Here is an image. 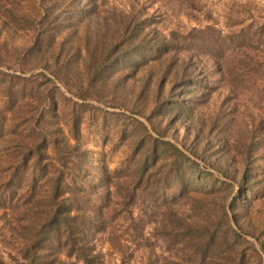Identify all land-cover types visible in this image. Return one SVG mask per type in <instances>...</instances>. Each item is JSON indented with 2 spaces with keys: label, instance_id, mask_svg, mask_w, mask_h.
Returning <instances> with one entry per match:
<instances>
[{
  "label": "trees",
  "instance_id": "obj_1",
  "mask_svg": "<svg viewBox=\"0 0 264 264\" xmlns=\"http://www.w3.org/2000/svg\"><path fill=\"white\" fill-rule=\"evenodd\" d=\"M158 1L170 7L177 16L192 11L195 0ZM45 2L46 7L43 5L35 12L41 29L28 49L33 57L45 55L43 67L56 78L52 81L45 76L46 86L51 85L45 89V102L53 118L58 110L60 88L55 84L59 82L74 89L84 100L88 96L99 98L106 92L115 95L122 90L131 110L146 120L155 118L163 123L157 129L154 121L151 122L155 131L162 132L160 136L180 120L187 121L190 131L200 134L206 129L205 119L191 111L188 105L191 101L204 103L223 85L231 96L236 86L232 73L236 76L244 70L264 71V14L237 30H224L217 22L206 19V24L200 21L197 26L185 29L179 25H165L167 12L160 6L153 8L156 0H152L153 3L133 0L126 5L110 4L107 0ZM59 2H62V8L58 9ZM215 73L217 79L213 80ZM243 74L238 73V76ZM27 88L26 84L22 85L9 96L22 94ZM8 113L1 117L0 131L8 126ZM80 120L75 116L72 121V129L76 132ZM133 120L125 129L145 127L138 119ZM230 121H233L232 115ZM218 122L216 118L215 127L221 128ZM241 126L249 129L252 138L263 130L262 121L249 112ZM57 135L62 138L40 133L32 139L28 152L22 154L17 166L10 164L0 170V206L4 209L3 216L11 217L7 222L19 241L16 254L9 253L7 259L0 254V264H105L112 243L109 237L113 233L110 230L113 219L130 220L131 229H128L137 237L141 235L142 219L133 209L141 201L143 189H150L151 196L161 193V181L169 170L175 175L176 185L172 194L160 201H177L186 197L195 186L190 185L191 181L185 182L186 177L183 178L181 172L195 179L199 174L197 166L181 171L189 158L170 141L156 137L146 140L135 134V160L130 172L123 174L124 171L119 169L109 174L104 169L102 175L106 178L87 182L89 190L105 189L107 194L106 203L94 204L84 189L66 181L69 172L57 165L52 156L58 143L71 146L61 128H57ZM242 139L248 142L246 138ZM247 144L246 149L251 153L252 144ZM138 155L140 158H136ZM254 159V156L246 158L249 161H246L247 167L236 179L239 189L248 183L249 167ZM113 179H121L119 184L126 187L121 185L122 196L112 203L118 211L111 219L106 210L113 197L108 181ZM151 203L158 204L156 200ZM16 212L20 216L17 224L12 222ZM225 217L226 211L220 221L225 222ZM181 226L185 232H193L198 260L204 259L209 247L220 238L215 232L207 240L197 237V229L211 231L214 223L208 227L182 222ZM228 243L225 240L227 246Z\"/></svg>",
  "mask_w": 264,
  "mask_h": 264
},
{
  "label": "rangeland",
  "instance_id": "obj_2",
  "mask_svg": "<svg viewBox=\"0 0 264 264\" xmlns=\"http://www.w3.org/2000/svg\"><path fill=\"white\" fill-rule=\"evenodd\" d=\"M35 1L0 0V122L5 112H10L8 126L0 131V170L10 164L17 166L22 154L28 152L32 139L40 133L47 132L60 140L62 136L57 135V128H61L71 146L58 143L52 156L57 165L69 172L66 181L71 186L84 189L94 204L102 205L106 203L105 189L89 190L87 182L106 178L102 175L104 169L109 174L119 169L124 171L123 174L129 173L135 160V134L146 140L156 137L170 141L189 158L181 171L197 166L201 176L198 174L196 180L181 172L183 178L186 177L185 182L191 181L190 185L195 186L186 197L177 201H160L172 194L176 185L175 175L167 169L166 177L161 181V193L151 196L150 189H143L141 201L133 209L134 214L142 219L141 235H133L130 220L113 219L110 228L113 233L109 237L112 243L105 264H236L239 261L243 264H264V71L244 70L238 72L244 73L239 76L232 73L236 86L231 96L223 85L213 91L212 98L204 103L191 101L188 104L191 111L205 119L206 129L200 134L190 131L187 121L180 120L165 130L164 136H160L162 132L155 131L151 122L154 121L157 129L163 123L155 121V118L153 121L146 120L131 110L125 103L126 96L122 90L115 95L106 92L99 98L81 94L88 96L84 100L75 94L74 89L59 82L55 84L60 91L57 93V114L53 118L45 102V89L51 86H46L45 76L52 81L56 78L43 67L45 55L33 57L28 49L41 29L35 12L43 5L46 7L45 0ZM107 2L126 5L133 0ZM159 2L156 0L153 8L160 6L166 10L165 25H179L185 29L197 26L200 21L206 24V19L217 22L224 30H237L242 25L247 27L259 14H264V0H195L192 11L187 15L178 13L177 16L170 7ZM59 8H62V2H59ZM43 42L45 47V40ZM214 76L213 80H216V73ZM25 84L28 88L22 94L9 96ZM248 112L263 123V130L255 138L249 136V129L241 126ZM75 116L81 118L77 132L72 129ZM216 118L221 128L215 127ZM133 119L143 122L145 127L138 125V128L125 129ZM123 129L126 131L122 132ZM247 143L252 144L251 153L246 149ZM250 156L255 159L249 167V181L239 189L236 179L247 167L246 158ZM119 180L108 181L113 197L106 213L111 219L118 211L112 203L123 192V184H119ZM152 200L158 204L153 205ZM224 211L225 222L219 219ZM3 213L4 209L0 206V254L7 259L9 253H17L19 241L7 222L11 217H4ZM17 215L16 212L12 220L16 224L20 218ZM182 222L208 227L215 224L211 231L196 230L197 237L203 238L202 241L213 232L220 236L217 243L209 247L204 259H197L199 253L193 245V232H185ZM225 240L229 242L228 246Z\"/></svg>",
  "mask_w": 264,
  "mask_h": 264
}]
</instances>
